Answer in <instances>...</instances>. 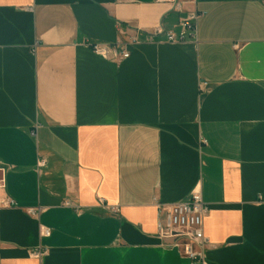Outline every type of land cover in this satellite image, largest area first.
I'll return each instance as SVG.
<instances>
[{
    "label": "crops",
    "instance_id": "0c3cea01",
    "mask_svg": "<svg viewBox=\"0 0 264 264\" xmlns=\"http://www.w3.org/2000/svg\"><path fill=\"white\" fill-rule=\"evenodd\" d=\"M0 164V264H264V0H0ZM194 192L203 263L156 229Z\"/></svg>",
    "mask_w": 264,
    "mask_h": 264
},
{
    "label": "built area",
    "instance_id": "2783aa9c",
    "mask_svg": "<svg viewBox=\"0 0 264 264\" xmlns=\"http://www.w3.org/2000/svg\"><path fill=\"white\" fill-rule=\"evenodd\" d=\"M160 3L170 4L173 8L180 10L184 3H193L194 0H156ZM197 14L191 13L182 20L178 34L166 33L167 40L172 43L183 42L187 39H196ZM162 31H156V34ZM92 51L99 56L113 60L122 61L129 57L127 52H120L117 48L107 45H91ZM35 133V132H34ZM34 133L32 135L34 136ZM43 161L39 162L42 166ZM4 172L0 164V173ZM5 188L4 180L0 179V210L14 206V202L3 197ZM69 206V204H65ZM157 236L162 241L179 248L185 257L191 261L204 262L203 250L207 246V239L203 232V219L209 211L208 205L203 201L200 192H194L182 202L174 204L157 203ZM28 214L36 216L38 212L28 210ZM42 237H49L50 230L42 228ZM37 253L36 255H38Z\"/></svg>",
    "mask_w": 264,
    "mask_h": 264
}]
</instances>
